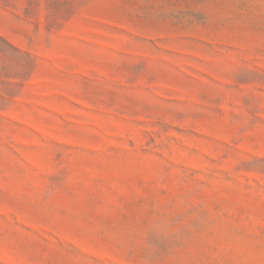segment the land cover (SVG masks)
I'll list each match as a JSON object with an SVG mask.
<instances>
[{"label": "rangeland", "instance_id": "obj_1", "mask_svg": "<svg viewBox=\"0 0 264 264\" xmlns=\"http://www.w3.org/2000/svg\"><path fill=\"white\" fill-rule=\"evenodd\" d=\"M0 264H264V0H0Z\"/></svg>", "mask_w": 264, "mask_h": 264}]
</instances>
